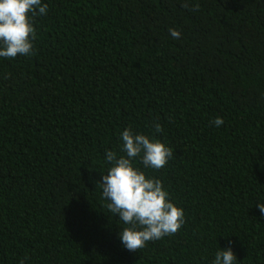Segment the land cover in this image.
I'll use <instances>...</instances> for the list:
<instances>
[{
    "label": "trees",
    "instance_id": "obj_1",
    "mask_svg": "<svg viewBox=\"0 0 264 264\" xmlns=\"http://www.w3.org/2000/svg\"><path fill=\"white\" fill-rule=\"evenodd\" d=\"M184 2L41 0L34 54L0 57V264H264V0ZM130 126L186 219L135 252L98 182Z\"/></svg>",
    "mask_w": 264,
    "mask_h": 264
},
{
    "label": "clouds",
    "instance_id": "obj_2",
    "mask_svg": "<svg viewBox=\"0 0 264 264\" xmlns=\"http://www.w3.org/2000/svg\"><path fill=\"white\" fill-rule=\"evenodd\" d=\"M183 7L196 11L199 4L193 6L185 0ZM47 12L48 4H42L41 0H0V57L34 54L36 28L33 21L36 16ZM169 32L174 39L181 36L175 28ZM213 124L219 127L224 120L216 117ZM154 130L161 132V124L156 122ZM121 139L124 155L106 150V162L111 166L98 182L102 186V197L109 201L107 209L113 215L118 214L124 225L119 234L122 246L135 252L145 248L150 241L175 235L186 219L184 209L169 199L163 182L155 177L149 178L134 164L139 158L145 168H164L173 158V149L158 139L135 133L131 126L122 132ZM258 207L264 215V203H259ZM236 259L232 247L228 246L216 253L213 264H234Z\"/></svg>",
    "mask_w": 264,
    "mask_h": 264
}]
</instances>
